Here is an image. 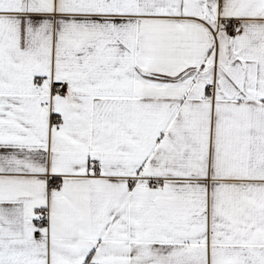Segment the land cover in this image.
<instances>
[{
  "label": "snow or ice",
  "instance_id": "obj_1",
  "mask_svg": "<svg viewBox=\"0 0 264 264\" xmlns=\"http://www.w3.org/2000/svg\"><path fill=\"white\" fill-rule=\"evenodd\" d=\"M0 264H264V0H0Z\"/></svg>",
  "mask_w": 264,
  "mask_h": 264
}]
</instances>
